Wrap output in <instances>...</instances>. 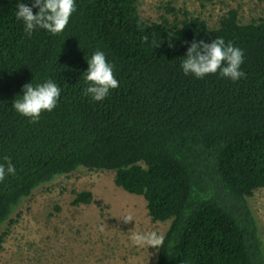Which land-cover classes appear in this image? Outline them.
Wrapping results in <instances>:
<instances>
[{"label": "trees", "instance_id": "1", "mask_svg": "<svg viewBox=\"0 0 264 264\" xmlns=\"http://www.w3.org/2000/svg\"><path fill=\"white\" fill-rule=\"evenodd\" d=\"M136 1L75 0L63 32L29 37L16 11L33 0H0V164L9 157L16 169L0 182V228L55 176L111 169L151 220H169L156 264H264L247 200L264 186V17L240 23L232 8L209 27L184 11L174 26L144 20ZM217 37L243 50L246 76L185 75L191 42ZM97 50L119 82L103 101L84 93ZM49 79L61 88L57 106L32 123L12 104L23 85ZM74 194V204L93 201L89 190Z\"/></svg>", "mask_w": 264, "mask_h": 264}, {"label": "rangeland", "instance_id": "2", "mask_svg": "<svg viewBox=\"0 0 264 264\" xmlns=\"http://www.w3.org/2000/svg\"><path fill=\"white\" fill-rule=\"evenodd\" d=\"M136 6L144 20L174 26L184 11L209 27L232 8L240 23L264 17V0H137ZM113 179L111 169L81 167L36 187L0 228V264H156L157 249L135 246L130 236L135 231L163 235L169 220H151L144 198ZM82 190H89L93 201L74 204V192ZM247 200L264 240V186ZM126 213L135 220L122 223L118 217Z\"/></svg>", "mask_w": 264, "mask_h": 264}, {"label": "clouds", "instance_id": "3", "mask_svg": "<svg viewBox=\"0 0 264 264\" xmlns=\"http://www.w3.org/2000/svg\"><path fill=\"white\" fill-rule=\"evenodd\" d=\"M33 8L38 9L35 14ZM17 9L16 18L23 22L27 36L30 37L37 29H44L57 35L66 28L71 15L76 11V4L75 0H33L31 7L18 2ZM147 39V36L143 37V40L147 41ZM173 46L170 40L169 47ZM184 57L181 68L185 75L192 74L196 78H203L208 74L219 72L220 76L233 82L246 76V73L241 70L244 62L243 50L233 46L231 42L226 44L221 37L215 38L210 43L194 40L187 48ZM87 61L88 69L84 78L88 86L84 89V93L94 101H103L109 95L110 89L119 87V82L113 74V66L106 60L105 54L99 50ZM60 95L61 88L51 79L35 87L30 82L23 85L22 97L16 99L12 107L20 115L29 118L30 122L36 123L42 112H51L57 106ZM4 160L7 164H0V182H3L7 175L16 174L15 166L10 158L4 157ZM118 219L124 224L135 220L129 213L123 214ZM130 240L135 246H151L159 249L163 246L164 236L156 231L145 233L135 231L131 234Z\"/></svg>", "mask_w": 264, "mask_h": 264}]
</instances>
